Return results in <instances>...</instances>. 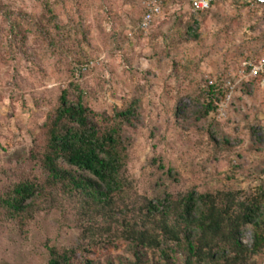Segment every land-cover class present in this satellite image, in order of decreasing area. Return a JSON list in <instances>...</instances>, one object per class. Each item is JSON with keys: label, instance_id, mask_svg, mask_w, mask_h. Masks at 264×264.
I'll use <instances>...</instances> for the list:
<instances>
[{"label": "rangeland", "instance_id": "374dc122", "mask_svg": "<svg viewBox=\"0 0 264 264\" xmlns=\"http://www.w3.org/2000/svg\"><path fill=\"white\" fill-rule=\"evenodd\" d=\"M140 0H0V196L25 179L43 183L45 123L64 89L101 126L124 121L123 190L106 211L55 194L28 218L0 205V264H48V245L86 259H132L128 225L151 228L149 202L190 192L259 201L264 211V88L245 61L264 56V11L222 3L198 13L170 0L147 30ZM236 80L223 113L217 111ZM209 85L225 93L208 115ZM66 165V164H65ZM167 200H169L167 202ZM254 229L242 230L251 246ZM150 258L160 261V251ZM239 264H264V251Z\"/></svg>", "mask_w": 264, "mask_h": 264}, {"label": "trees", "instance_id": "16d2710c", "mask_svg": "<svg viewBox=\"0 0 264 264\" xmlns=\"http://www.w3.org/2000/svg\"><path fill=\"white\" fill-rule=\"evenodd\" d=\"M169 2L166 1L165 7ZM208 95L211 100L206 115L216 109L225 93L209 85ZM59 102L44 126L45 181L25 179L13 183L12 188L0 196L1 207L13 219L28 218L38 208V200H54L56 193L78 199L88 209L106 211L124 188L122 171L126 166L127 147L122 131L124 121L131 120L135 109L117 112L114 123L103 127L93 118V111L84 103L82 93L77 101H72L69 90L64 89ZM168 203L171 206L165 204L160 210L161 202H149L147 221L151 228L128 225L133 258L122 259L119 264H239L249 255L264 251V211L259 201L237 204L231 194L221 196L193 191L176 203L171 200ZM247 226L254 229L251 246L241 237ZM47 247L48 264H76L75 248ZM151 250L160 251V261L150 258ZM83 264L99 263L86 259Z\"/></svg>", "mask_w": 264, "mask_h": 264}, {"label": "built area", "instance_id": "2783aa9c", "mask_svg": "<svg viewBox=\"0 0 264 264\" xmlns=\"http://www.w3.org/2000/svg\"><path fill=\"white\" fill-rule=\"evenodd\" d=\"M167 0H140L142 8V18L139 23V28L147 30L153 22L161 17L165 10ZM190 7L195 12H205L218 4L222 3H239L247 7H260L264 9V0H187ZM241 76L244 79L261 78L260 83L264 88V56L256 61H245L243 63ZM240 82V81H239ZM236 80H227L226 87L228 92L224 100L218 104L217 111L223 113L231 101L234 89L238 83ZM224 114V113H223Z\"/></svg>", "mask_w": 264, "mask_h": 264}]
</instances>
